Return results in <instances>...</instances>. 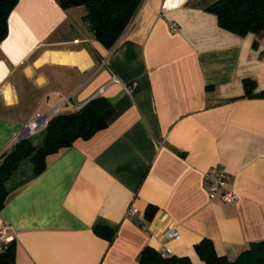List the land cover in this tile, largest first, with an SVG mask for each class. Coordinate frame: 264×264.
Wrapping results in <instances>:
<instances>
[{
	"label": "crops",
	"instance_id": "crops-1",
	"mask_svg": "<svg viewBox=\"0 0 264 264\" xmlns=\"http://www.w3.org/2000/svg\"><path fill=\"white\" fill-rule=\"evenodd\" d=\"M214 1L142 0L106 49L84 6L18 0L0 42V155L35 112L102 96L113 114L38 175L25 158L5 182L0 227L10 228L16 264H139L145 246L205 264L194 251L204 238L229 260L264 239V98L245 97L242 84L264 91V32L220 28L206 10ZM131 83L129 95L122 84ZM43 131L28 138L33 146ZM216 165L234 204L207 197L203 174ZM129 206L137 212L125 217ZM167 227L178 236L164 238Z\"/></svg>",
	"mask_w": 264,
	"mask_h": 264
},
{
	"label": "trees",
	"instance_id": "trees-1",
	"mask_svg": "<svg viewBox=\"0 0 264 264\" xmlns=\"http://www.w3.org/2000/svg\"><path fill=\"white\" fill-rule=\"evenodd\" d=\"M18 0H0V42L7 35V19ZM63 9L84 6L83 21L93 38L106 49H112L131 24L142 0H57ZM206 10L215 15L220 28L237 36L264 32V0H216ZM245 97H263L264 91L254 92L255 82L243 80ZM113 108L102 96H94L77 110L59 112L51 117L44 129V137L37 147L28 140L13 144L0 155V209L9 195L5 182L18 168L19 163L30 158L32 176L41 173L47 166L50 155L71 146L78 138L88 139L108 125ZM154 208L146 211L148 219ZM98 235L113 239V230L96 225ZM16 243L11 240L0 253V264H16ZM194 251L205 264H264V239L251 242L235 259L218 256L212 242L202 239L194 245ZM139 264H192L187 256H164L149 246L139 254Z\"/></svg>",
	"mask_w": 264,
	"mask_h": 264
},
{
	"label": "built area",
	"instance_id": "built-area-1",
	"mask_svg": "<svg viewBox=\"0 0 264 264\" xmlns=\"http://www.w3.org/2000/svg\"><path fill=\"white\" fill-rule=\"evenodd\" d=\"M165 9L166 7L162 6L161 10H165ZM169 29L172 32H175L178 30V27L174 23H169ZM112 79L113 81L116 82L119 81L115 76H113ZM122 85L127 94L131 95L134 93L135 87L133 83L122 84ZM100 91H102V88L100 89ZM66 101L68 102V100ZM79 107L80 106L73 105L71 111L77 110ZM56 113L59 112H54V111L48 113L35 112L34 115L31 117V119L24 124L20 132L14 136L12 145L22 140L28 139L30 136H32L41 129H45L51 117L54 116ZM226 180H227V173L223 168V166L221 165L210 167L208 170L204 172L203 184L207 197L210 201L218 199L222 204H234L236 202L237 196L233 190L226 188ZM136 212H137L136 208L129 206L125 210L124 216L131 217ZM9 229H10L9 226L7 225L0 227V253L3 251L4 246L7 243H9L11 240H13L12 236L10 235ZM177 236H178V231L170 227H167L163 231L164 238L170 239V238H175ZM169 253L170 252L167 248L164 247L162 248L161 251L162 255L168 256Z\"/></svg>",
	"mask_w": 264,
	"mask_h": 264
},
{
	"label": "rangeland",
	"instance_id": "rangeland-1",
	"mask_svg": "<svg viewBox=\"0 0 264 264\" xmlns=\"http://www.w3.org/2000/svg\"><path fill=\"white\" fill-rule=\"evenodd\" d=\"M44 137V131L42 132V134H41V136H40V138H43ZM30 138V137H29ZM33 140L32 141H34L35 139L34 138H32ZM38 139V137L36 138V140ZM40 143H41V141L40 142H38L37 143V145H40ZM26 162H30L28 159H26Z\"/></svg>",
	"mask_w": 264,
	"mask_h": 264
}]
</instances>
